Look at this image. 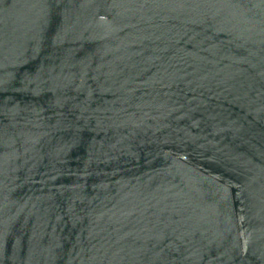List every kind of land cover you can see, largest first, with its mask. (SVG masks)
Wrapping results in <instances>:
<instances>
[{"label": "water", "instance_id": "obj_1", "mask_svg": "<svg viewBox=\"0 0 264 264\" xmlns=\"http://www.w3.org/2000/svg\"><path fill=\"white\" fill-rule=\"evenodd\" d=\"M0 264H264V0H0Z\"/></svg>", "mask_w": 264, "mask_h": 264}]
</instances>
